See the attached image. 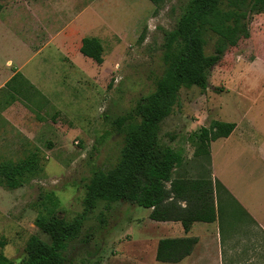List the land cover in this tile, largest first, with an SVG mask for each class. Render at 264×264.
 <instances>
[{"label": "rangeland", "instance_id": "obj_1", "mask_svg": "<svg viewBox=\"0 0 264 264\" xmlns=\"http://www.w3.org/2000/svg\"><path fill=\"white\" fill-rule=\"evenodd\" d=\"M189 1L167 0L157 9L149 0H1L0 25H15L17 32L30 34L27 42L36 52L52 43L48 50L52 54L43 59L29 57L26 49L13 43L0 42V57L27 62L23 74L40 91L30 96L37 112L24 121L55 124L37 143L43 172L17 190L0 187V251L8 259L22 260L32 236L48 241L36 225L39 216L55 211L73 221L84 213L86 185L93 172L110 171L120 158L124 137L118 134L115 121L132 114L137 103L154 91L165 69V32L176 27ZM254 6L248 17L252 36L264 29V0H257V10ZM58 34L60 38L49 36ZM83 38L100 39L104 48L101 66L80 53ZM58 39L65 42L68 58L56 52ZM215 41L210 37L206 54H213ZM248 42L243 36L237 48L247 52ZM235 52L231 49L228 55ZM4 62L0 58V64ZM221 72L212 71L204 92L197 87L183 89L178 106L161 126L159 143L184 155L175 178L209 179V157L197 151L199 132L213 118H232L226 108L218 114L224 100L227 108L231 106L226 95L219 96L223 83L216 86ZM5 159L22 157L16 154ZM256 211L257 224L224 207L219 242L232 264H264V168L257 170ZM149 215L150 210L126 202H100L88 212L79 237L64 253L68 264L153 263L152 241L164 237Z\"/></svg>", "mask_w": 264, "mask_h": 264}, {"label": "trees", "instance_id": "obj_2", "mask_svg": "<svg viewBox=\"0 0 264 264\" xmlns=\"http://www.w3.org/2000/svg\"><path fill=\"white\" fill-rule=\"evenodd\" d=\"M157 9L167 0H149ZM256 0H190L176 27L165 32L163 45V74L156 80L154 91L142 98L132 114L115 121L117 132L124 137L120 158L108 172L96 170L86 185L84 213L68 221L55 211L41 215L37 227L48 241L32 236L19 262L8 259L0 251V264H68L64 253L81 233L88 212L100 202H126L150 210L155 222H180L186 233L195 223L212 224L220 221L224 207L222 192H229L211 179L175 178L184 163V155L159 143L161 126L180 101L183 89L206 91L213 69L226 54L239 45L248 31V17ZM3 5L0 0V13ZM210 37H215L213 54H206ZM143 40V39H141ZM80 53L97 65L104 63V48L96 38H84ZM8 83L11 86L16 79ZM20 87V86H19ZM19 94L36 107L28 91ZM236 124L212 121L200 130L198 150L209 157L212 142L228 138ZM39 151L14 161L0 162V187L17 190L43 172ZM231 197V195H230ZM244 211V210H242ZM232 214L238 213L232 209ZM252 223H256L244 211ZM222 228V223H221ZM197 238L162 239L156 260L176 264L190 256ZM4 245L1 244V249Z\"/></svg>", "mask_w": 264, "mask_h": 264}, {"label": "crops", "instance_id": "obj_3", "mask_svg": "<svg viewBox=\"0 0 264 264\" xmlns=\"http://www.w3.org/2000/svg\"><path fill=\"white\" fill-rule=\"evenodd\" d=\"M254 8L257 10V0ZM14 27L15 25H0V42H2V45L7 42L13 43L12 45L18 49H26L30 54L29 57L41 56L43 59L50 57L52 52L48 50H50L52 43H46L40 51L36 52L31 49L29 42H27L28 39L30 40L31 35L21 34ZM47 33L50 32L47 30ZM49 36L52 39L61 37L60 34ZM243 36H247L249 41L247 48L248 46L251 47L252 51L250 48L247 52L242 53L237 46L234 48L237 50L234 56L227 53L215 67L217 70L222 71L221 75L219 74L220 84L216 85L218 87L223 83V90H221L222 93L219 96L226 95L228 103L231 104L227 108L226 100H224V103H220L217 108L218 114L220 115L224 111L223 109L226 108L229 113H232V118L223 120L213 118L212 121L234 123L236 128L228 138L211 143L210 172L212 181L214 183L219 181L231 195L230 197L226 192H222L224 204L235 210L244 220H250L244 214V211L247 212L257 224V170L264 168V29H258L252 36L248 27L247 33ZM81 41L78 49H80ZM58 44H56L58 47L56 52L61 57L67 56L68 58L70 55L65 48V42L58 39ZM62 49L65 50L64 53L61 52ZM0 58L5 61L0 64L1 162L11 160L5 159L8 156L20 154L24 158L32 151H38L37 143L40 135L50 132L55 124L40 121V123L29 125L25 122L26 120L24 121L28 114L34 113V111L37 112V110L33 108V104L27 102L19 94L18 91L20 90L17 89L28 91L30 95L34 91H40L23 74L28 66L27 62L21 64L11 56L1 55ZM17 75H21L23 78L19 77L11 86H7ZM41 87L47 90L43 85ZM42 96L44 97L43 93ZM258 118L263 122H259ZM245 189H249L253 193H244ZM252 196L254 201H252ZM222 221L221 218L220 221L212 224L195 223L189 233L185 232L180 222L152 221V223L156 224L155 226L161 237H164L163 239H198L191 255L176 264H232L229 257L225 256L227 253L225 247H222L219 242V230ZM207 230H210V233L204 234L203 232ZM161 240L162 238L152 241L151 253L154 256L151 264H166L156 260L157 249ZM240 264L246 263L242 262ZM247 264H257V262L252 263L250 261Z\"/></svg>", "mask_w": 264, "mask_h": 264}]
</instances>
